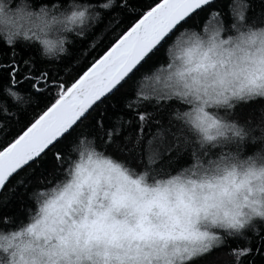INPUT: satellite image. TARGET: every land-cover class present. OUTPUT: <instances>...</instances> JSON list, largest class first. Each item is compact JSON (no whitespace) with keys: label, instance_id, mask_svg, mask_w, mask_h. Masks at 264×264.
Returning a JSON list of instances; mask_svg holds the SVG:
<instances>
[{"label":"snow or ice","instance_id":"snow-or-ice-1","mask_svg":"<svg viewBox=\"0 0 264 264\" xmlns=\"http://www.w3.org/2000/svg\"><path fill=\"white\" fill-rule=\"evenodd\" d=\"M113 7L121 19L112 28L111 38L105 37L106 44L101 41L103 47L98 52L99 45L93 46L78 63L69 60L59 67L45 63L46 58L41 53L39 58L21 55L16 43L11 40L0 48V104L4 106L0 110V198L10 189L23 187L31 180L37 167L46 163L45 158L49 154L55 161V168L61 172L71 171L73 178L78 179L83 169L81 164L71 167L75 154L79 153L81 161L85 153L91 159L97 154L96 149L122 162L123 167L105 162L108 170L119 177V191H139L145 179L159 183V177L171 175L169 169H173V165L179 169L187 163L185 157L189 154L191 161L196 162L193 167H203L204 161L217 167L222 164L229 166L233 172L239 167L243 174L241 183L245 185L249 178L264 175V169L256 173L253 167L255 159L261 158L260 153L255 157L240 158L249 137L254 143L258 140L264 145V85L253 84L246 91H238L241 99L229 103L222 115L215 112L209 115L203 109H197L198 115L193 117L179 107L182 104L174 101L178 105L174 107L173 102L166 100L149 108L143 102L156 94L153 90L145 92L142 89L136 93L135 103H121L118 110L105 109L104 115H100L97 110L106 101L117 93L121 94V98L125 96L122 89L127 79H131L143 64L150 61L159 47L169 43L196 17L203 20L202 14L206 15L213 4L211 0H152L137 9L132 0H119L118 5L101 4L102 12L93 10V22L103 12L111 13ZM246 7V4L239 7L235 19L246 20ZM46 8L40 6L39 10L43 12ZM51 9L59 7L54 5ZM76 15L73 12V18ZM79 15L83 16V13ZM219 26L221 24L213 16V21L205 24L203 29L206 33L215 32ZM77 35L83 38L84 29ZM24 42H29L28 38ZM92 52L96 55L88 61L87 56ZM127 95L131 96L130 93ZM31 103H35V107L31 109L30 119L26 118L24 122L13 120L18 107ZM257 104L260 106L259 113H255L258 117V136L253 135L256 129L252 127V113L249 112V109L254 112ZM93 112L96 116H92ZM90 117L97 130V138H79L72 152L68 153L66 141ZM185 119L200 128L203 139L194 136L186 123L180 124ZM4 120L7 123H3ZM224 120L234 123L225 124ZM175 123L182 127L174 130ZM227 129H232L233 135L217 142L216 137L222 136ZM205 141H211L210 146L215 151L208 152ZM212 156H217V159L213 161ZM60 180L61 176L57 175L48 186ZM256 187L257 190H264V182ZM249 191L252 189L249 188ZM31 193L36 197L37 204L44 196L43 192H34V189ZM123 199L114 193L109 208L101 211L90 209L94 219L88 221L85 216V224L96 225L106 220L111 206ZM54 204H46L42 209L45 216L32 217L35 222L28 223L26 230L31 232L41 225L51 214ZM239 208L233 204L231 209L213 213L210 225L203 230L194 218L200 209L191 208L178 222L181 237L189 243L183 248H175L170 254L165 253L168 264H264V221L247 223L246 215ZM7 222V214L0 213V225ZM12 235H19V232ZM86 236L98 242L97 250L93 251L86 242L65 254L68 264H72L73 259L81 264L90 261L108 264L112 259L108 250V233L89 227ZM99 243H103V250L99 249Z\"/></svg>","mask_w":264,"mask_h":264},{"label":"clouds","instance_id":"clouds-1","mask_svg":"<svg viewBox=\"0 0 264 264\" xmlns=\"http://www.w3.org/2000/svg\"><path fill=\"white\" fill-rule=\"evenodd\" d=\"M73 12L77 13L75 18ZM92 12L79 0H72L68 9L46 8L43 12L33 6L32 0H0V40L16 43L28 38L38 44L42 57L57 60L68 54L70 36L93 23ZM164 58L166 63L146 77L156 94L149 99L151 102L175 101L193 117L198 115L197 109L222 115L229 103L241 99L238 91H246L253 84L264 85V24L253 26L237 18L227 28L221 24L215 32L206 33L203 27L181 29L165 47ZM185 123L194 136L203 139L198 126L186 119L180 121ZM232 135L233 130L227 129L216 140ZM211 143L205 141L210 153L215 151ZM95 151L97 154L91 159L85 153L82 161L79 153L75 154L71 167L81 164L83 169L78 179L66 170L62 180L51 187L44 184L34 189L44 193L38 204L33 193L29 194L35 204L34 218L45 216L42 209L55 202L51 214L31 232L26 230L27 224L35 219L17 230L0 231V264H68L65 254L86 242L93 251L97 250L98 242L86 236L89 227L108 233L112 255L108 264H168L165 253L189 243L181 237L178 222L191 208L200 209L194 218L201 230L210 225L213 213L231 209L233 204L240 206L247 223L264 221V190L256 187L264 182V175L249 178L245 185L241 183L243 174L239 167L233 172L229 166L217 167L207 161L203 167H193L196 162L192 161L171 175L159 177V183L145 179L139 191H119V177L108 170L105 162L123 167L122 162L99 149ZM257 153L261 158L255 159L253 167L260 173L264 169L261 149L240 158L255 157ZM216 159L212 156L213 161ZM114 193L124 199L111 206L109 217L96 225L85 224V216L88 221L94 219L91 210L109 208ZM253 208L257 211L253 212ZM16 232L19 235H12ZM103 247L99 243V249ZM72 264L81 262L73 259Z\"/></svg>","mask_w":264,"mask_h":264},{"label":"trees","instance_id":"trees-1","mask_svg":"<svg viewBox=\"0 0 264 264\" xmlns=\"http://www.w3.org/2000/svg\"><path fill=\"white\" fill-rule=\"evenodd\" d=\"M81 4L89 6L92 10L96 12H102L100 5L101 4H110L113 5V0H79ZM152 0H132V5L137 9L141 8L143 5L151 3ZM119 0H115V5H118ZM32 4L35 8L44 6L47 8H52L54 5L58 6L59 9H68L72 6V0H32ZM213 7L208 9V13L202 14L203 20L201 17H196L192 23L186 25L185 28H194L201 29L205 24L211 23L213 21V16L215 20L222 24L225 28L235 23L236 12L241 5H247L246 7V20L245 22L250 25H260L264 24V0H217L212 3ZM121 17L118 14L115 7L112 8L111 13L103 12L102 16L93 22L89 27L84 29V36L81 38L77 34H72L70 36L71 43L68 47V54L60 57L57 60H47L45 63H51L59 67H63L68 63L69 60H72L73 63H78L80 60L84 59V56L87 52H90L93 46L99 45L96 52L100 50V47H103V44L107 43L108 39L111 38L110 33L112 28L120 21ZM184 29V28H183ZM119 29H117L118 31ZM103 41V44L101 43ZM170 42V41H169ZM168 44V43H167ZM164 44L162 47L158 48V51L152 57L150 61L140 68L131 79H127V83L124 85L122 92L125 93V96L121 98V94L117 93L116 96L110 98L106 101L105 104L101 105L97 110L100 115H104L105 109L109 111L118 110L119 105L123 103L127 105L128 103L136 102V93L141 89L145 92L151 91V83H146V77L151 74V71L157 66H163L166 61L164 58V49L167 46ZM5 46V42L0 40V48ZM17 51L21 55H35L39 58L40 56V47L37 43L29 41L25 42H16ZM96 52H92L91 55L87 56V60L90 61ZM130 93L131 96L127 94ZM149 108L155 107L157 104L151 102L150 100L144 101ZM173 106L178 105L173 101ZM35 107V103L29 105L20 106L15 111L16 116H13V120L19 119L21 122H24L26 118H31V109ZM179 107H184L179 105ZM4 106L0 104V110H3ZM243 109H241L242 111ZM260 106L256 105L253 112L252 109H249V112L252 113V127L256 129L253 132V135L258 136L259 131L257 129L258 117L255 113H259ZM92 116H96V112L92 113ZM91 117L89 120L85 121L84 124L80 125L72 135L66 141L68 153L72 152V146L79 138L84 137L88 139H96L98 136L96 128L91 124ZM3 123H7V120H4ZM182 126L179 123L174 124V130H179ZM98 143V140H97ZM262 148V144L257 140L255 143L250 137L244 145V155L251 154ZM188 161L187 163L181 166H189L192 161L190 154L185 157ZM46 163L37 167L36 172L32 175V179L24 184L23 187H18L15 190H9L4 194L3 198H0V213L7 214V223L0 225V231L10 232L12 230H17L19 227L26 225L32 217L34 216L35 204L29 194L32 189L40 188L44 184H49L55 181L57 175L63 178L64 172H61L60 169L55 168V161L51 159V154L45 158ZM175 169V170H174ZM171 173L177 171L176 166L173 165V169H169ZM60 180V181H61ZM57 182V181H56Z\"/></svg>","mask_w":264,"mask_h":264},{"label":"bare ground","instance_id":"bare-ground-1","mask_svg":"<svg viewBox=\"0 0 264 264\" xmlns=\"http://www.w3.org/2000/svg\"><path fill=\"white\" fill-rule=\"evenodd\" d=\"M215 1H217V0H215ZM215 1H212L211 3L215 2Z\"/></svg>","mask_w":264,"mask_h":264},{"label":"water","instance_id":"water-1","mask_svg":"<svg viewBox=\"0 0 264 264\" xmlns=\"http://www.w3.org/2000/svg\"><path fill=\"white\" fill-rule=\"evenodd\" d=\"M212 1H215V0H211V2H212Z\"/></svg>","mask_w":264,"mask_h":264}]
</instances>
